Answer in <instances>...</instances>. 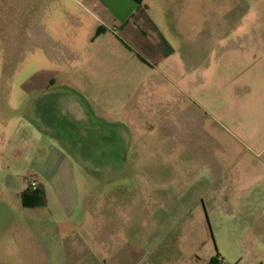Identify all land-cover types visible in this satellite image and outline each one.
<instances>
[{
  "label": "rangeland",
  "instance_id": "374dc122",
  "mask_svg": "<svg viewBox=\"0 0 264 264\" xmlns=\"http://www.w3.org/2000/svg\"><path fill=\"white\" fill-rule=\"evenodd\" d=\"M95 19L80 0H0V264H264V173L229 132L240 84L221 76L246 61L205 45L145 61L117 36L125 19ZM66 97L84 119L66 122ZM127 112L136 132L101 119ZM38 184L47 208L22 206ZM58 201L79 202L66 217Z\"/></svg>",
  "mask_w": 264,
  "mask_h": 264
},
{
  "label": "crops",
  "instance_id": "0c3cea01",
  "mask_svg": "<svg viewBox=\"0 0 264 264\" xmlns=\"http://www.w3.org/2000/svg\"><path fill=\"white\" fill-rule=\"evenodd\" d=\"M214 1L201 0L202 7L199 6L200 0H142L141 5H136L132 0H80V3L86 12L91 7L97 9L101 19L95 20L105 28L125 19L117 36L129 46L133 55L137 52L145 61L153 58L162 60L173 54L177 63V57L182 55L179 51L182 46H188L189 54L196 56L198 60V52L203 45L206 46V55L211 58L212 63L226 62L228 65L237 59L239 62L246 61L241 69L231 74L229 70L223 69L221 76L228 75L233 80H239L240 91L236 97L239 103V124L230 117L232 124L229 132L235 136L239 133L245 139L243 143L247 141L245 147L254 149V156L258 158L257 172L260 175L261 168L264 173V7H248L244 0H225L226 5L223 6L215 5ZM200 13L208 16L203 28L200 27ZM200 29L204 32L200 33ZM213 66L211 70L207 68V71L211 72ZM182 74L177 73L179 78H183ZM196 74L199 77L198 71ZM67 98L66 122H69V118L84 119L86 110L82 104L72 97H66V101ZM104 114L101 119L105 123L126 124L133 131L137 125L146 121L143 118L136 121L128 112L109 117ZM158 122L160 126H168L167 119L160 118ZM259 179L261 182V177ZM45 186L43 184L46 195ZM58 202L66 203L67 217L79 201ZM48 204L46 195L45 204L41 206L47 208ZM94 232V244L97 248L99 236ZM91 233L92 231L89 234ZM76 236L78 235L74 231H66V246H70L69 243ZM79 238L86 240L80 234ZM85 242L86 249L92 251L87 240Z\"/></svg>",
  "mask_w": 264,
  "mask_h": 264
},
{
  "label": "trees",
  "instance_id": "16d2710c",
  "mask_svg": "<svg viewBox=\"0 0 264 264\" xmlns=\"http://www.w3.org/2000/svg\"><path fill=\"white\" fill-rule=\"evenodd\" d=\"M136 5H140L142 0H132ZM100 27L96 29L99 31ZM22 206H41L45 204L42 185L38 184L33 189H24L21 191Z\"/></svg>",
  "mask_w": 264,
  "mask_h": 264
},
{
  "label": "built area",
  "instance_id": "2783aa9c",
  "mask_svg": "<svg viewBox=\"0 0 264 264\" xmlns=\"http://www.w3.org/2000/svg\"><path fill=\"white\" fill-rule=\"evenodd\" d=\"M32 185H33V183H32Z\"/></svg>",
  "mask_w": 264,
  "mask_h": 264
}]
</instances>
